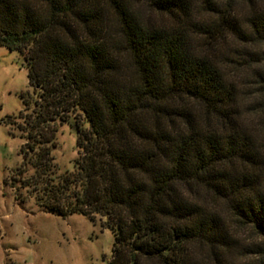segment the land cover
Returning a JSON list of instances; mask_svg holds the SVG:
<instances>
[{"label": "trees", "instance_id": "16d2710c", "mask_svg": "<svg viewBox=\"0 0 264 264\" xmlns=\"http://www.w3.org/2000/svg\"><path fill=\"white\" fill-rule=\"evenodd\" d=\"M0 47L25 62L29 152L75 128L40 205L105 219L107 264H264V0H0Z\"/></svg>", "mask_w": 264, "mask_h": 264}, {"label": "rangeland", "instance_id": "374dc122", "mask_svg": "<svg viewBox=\"0 0 264 264\" xmlns=\"http://www.w3.org/2000/svg\"><path fill=\"white\" fill-rule=\"evenodd\" d=\"M26 73L19 53L0 47V264H107L114 235L103 229L105 219L78 214L62 218L40 205L52 178L72 171L76 132L71 122L57 123L55 132L35 135L40 144L33 143L29 152L21 127L27 116L16 119L23 113V99L31 95ZM241 77L237 85L243 93L251 79L245 73ZM241 96L239 110L250 118V99ZM7 117L13 125L4 123ZM232 235L241 248L253 240L241 228ZM238 257L233 254L235 263Z\"/></svg>", "mask_w": 264, "mask_h": 264}]
</instances>
